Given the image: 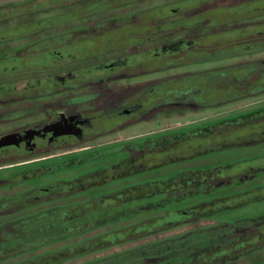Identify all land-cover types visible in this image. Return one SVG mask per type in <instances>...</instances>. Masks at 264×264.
I'll return each mask as SVG.
<instances>
[{
    "label": "flooded vegetation",
    "instance_id": "obj_1",
    "mask_svg": "<svg viewBox=\"0 0 264 264\" xmlns=\"http://www.w3.org/2000/svg\"><path fill=\"white\" fill-rule=\"evenodd\" d=\"M257 26L263 28L252 30ZM235 32L237 37H224ZM261 54L264 0L0 1V143L9 140L0 145V170L21 167L12 174H0V186L11 184L15 189L31 184L14 197L33 199L17 205L9 197L0 203L6 210L22 209L8 221L0 216V262L16 259L26 263L45 254L39 252L50 246L19 255L20 251L7 254L5 249L10 233H16V244L31 241L20 237V227L41 222L50 226L54 209L81 215L76 222L80 225L86 220L84 214L90 218L93 213H115L131 208L132 196L163 192V183L170 177L177 188L187 186L181 183L186 181L192 197L189 205L172 210L178 216L172 225L197 221L198 215L188 218L182 214L197 206L194 203L205 183L219 179L224 171L228 175L239 162L217 172L208 169L211 164L194 169L181 166L228 149L264 148L260 135L264 134V107L201 124L187 121L184 127L170 130L158 125L157 108L162 96L175 89L192 94L189 101L198 106L192 117L224 100L256 96L264 88L260 77H252L245 81L247 86L240 84L234 87L237 91H225L221 101H213V79L217 77L213 73L230 68L254 71L256 64L264 62ZM227 58L231 64H222ZM198 61L220 65L198 74L172 71ZM134 124L154 127L135 134L131 133ZM234 129L243 132L231 143L229 132ZM252 133L258 135L243 136ZM196 139L214 142L204 146L194 141L193 145ZM190 141L184 149L175 148ZM154 149L162 154L174 149L178 154L147 163L145 153ZM58 150L64 152L58 154ZM261 158L264 152L243 160L251 163ZM173 166L176 170L163 175L164 180L152 177ZM257 172L260 179L264 177V168ZM224 184L218 183L219 187ZM200 200L201 210L213 204ZM60 201L64 203L55 204ZM75 240L57 244L80 245L84 239ZM73 255L72 260L83 257L81 249ZM23 256L28 257L20 260Z\"/></svg>",
    "mask_w": 264,
    "mask_h": 264
},
{
    "label": "rangeland",
    "instance_id": "obj_2",
    "mask_svg": "<svg viewBox=\"0 0 264 264\" xmlns=\"http://www.w3.org/2000/svg\"><path fill=\"white\" fill-rule=\"evenodd\" d=\"M2 1V0H0ZM3 1H7V0H3ZM162 2H159L158 5H162ZM157 5V6H158ZM136 12H138V9H135ZM132 14V13H131ZM129 14V16L131 15ZM132 21L134 20V22L137 21V18H135V16L132 17ZM261 27V26H260ZM259 26L253 28L252 30L255 29H259ZM263 28V27H261ZM262 31V30H259ZM258 31V32H259ZM248 32V31H247ZM238 32L235 33H230L225 35V38H233V37H237ZM181 37V36H180ZM201 43H199L200 45ZM228 57V56H225ZM222 57V58H225ZM255 59H257V57H254ZM261 59H264V54L260 55ZM249 60V59H246ZM245 60V61H246ZM175 62V61H174ZM232 61H230L228 58L222 61V64L228 65L231 64ZM220 65V63H207V62H203V61H198L195 63H188L185 64L184 66H180V67H174L175 70H172L173 72L180 74V73H185V74H198L201 73L203 70L206 69L209 70L208 68H213ZM217 68V67H216ZM167 69H172V68H167ZM169 72H165L163 73V75H167ZM189 74V75H190ZM231 73H229L228 75H230ZM161 76V74H160ZM248 85V82H234L233 85H236V87L238 88L239 85ZM232 92V91H228ZM133 96H137L136 92H132ZM256 96L252 97V96H245V97H236L233 100H224L222 101V103L220 104H214L211 106V108L209 107V109L207 108H202L201 111H199L200 113L203 114H197V115H193V110H195V106L196 104L193 102L191 103V101H189V99L192 97V94L189 92H183L179 89H175L172 91H168L167 95H163L162 99H161V105L157 108L158 112H157V122L158 125H165V129L166 130H170V129H176V128H182L184 127L185 123L187 121H191V122H196L195 124H201L204 122H210V121H215L217 119L220 118H227V117H231V116H235V115H239L242 113H246V112H250L252 110H255L257 108L260 107H264V91H259L255 94ZM259 97V98H257ZM253 98V99H252ZM255 98V99H254ZM221 101V100H220ZM171 106V107H170ZM198 107V106H196ZM201 107V105H200ZM195 113V112H194ZM208 113V114H207ZM210 113V114H209ZM207 114V115H206ZM149 116V115H147ZM174 124H180L179 126H170V125H174ZM170 126V127H169ZM154 126H150V125H145V124H134L133 125V130L131 133H135V134H140L141 132L145 131V129H149V128H153ZM243 131L241 129H234L233 131L229 132V136H231L232 138H229V142H237L236 140L239 139L236 138V136L239 133H242ZM258 135V134H257ZM254 133H252L251 135L249 134H244V138H248L250 136H257ZM261 136H264V134H260ZM236 138V139H234ZM153 139V138H152ZM151 139V140H152ZM221 140V138H220ZM219 140V141H220ZM196 141L198 144L203 143L204 146L206 145V143L209 146H212L213 144V140L211 139L210 142L208 141H204V142H200L198 139L193 140V145L195 144ZM141 142V141H139ZM150 142V140H149ZM190 142H184V143H178L177 145H175V148H186V146L188 144H190ZM135 144L137 143H133L132 146H135ZM257 145H255V148L252 149H241V148H234L233 150H226L228 151V153H226V151H224L223 153L219 152V153H214L212 158L209 159H203V160H198L196 162L193 163H188L185 165H182V168H188V169H194V168H200L203 167L207 164H211L209 168H213L214 171H218L220 170L221 167H224L226 165H236L237 166H233L234 169L232 168V170H230L228 172V175H225L224 172L222 174L221 177H219V179H213L212 181H209L207 183H205L202 186V189L200 190V196L204 199V202H208V203H213L211 206L207 205V208L205 209H200V206L198 205L199 201H202L200 199H202L201 197L196 199V202L194 203L193 209L184 212L182 215L183 217H189V216H195L198 215L201 218H204L203 220H197V221H193L191 223H185V224H180L177 225L175 228L169 229L165 232H163L162 234H154L151 235L145 239H142L140 241H135V242H129L126 244H111L108 248H106L104 251L92 254V255H88L85 257H81L71 260L69 262H66L65 264H86L88 262H92L95 260H98L100 258H104L107 256H111L113 254H117V253H122L126 250H130V249H135V248H140L144 245H149L152 243H155L157 241L160 240H164V239H169L171 237H179V236H183V238H187L189 237V233L191 232H195L196 234H200V233H208L210 234V239L212 240L213 244H217L218 246L222 247L221 251L219 254H216L215 256H213L214 258L216 256H222L225 255L226 253H230L233 251V249H227L225 248L228 242H232L231 240V236L230 233L232 232V234H234V236H237L240 232L241 236H245L248 234H256L254 236H251L248 242H245V244H255V243H259L260 242V235L257 234V232L264 234V177L260 179L259 173L257 172V170H259L260 168H264V159H259L258 161H253V162H247L246 160H243L247 157H252L255 156L257 153H263L264 152V148H256ZM181 150V149H180ZM175 151V152H174ZM59 152V153H58ZM58 152H55L56 154H61L64 152V150L60 151L58 150ZM54 153V152H53ZM184 152L181 151L180 154H183ZM145 154H147L145 156V160L147 163H152L153 160L159 159L160 161H166L169 158L175 156V154H178L177 150L171 149L168 153L162 154L159 153V151H157V149H154L150 152H146ZM44 155L42 156H35V159L38 158H43ZM167 158V159H166ZM155 165V164H153ZM27 166V165H25ZM21 167H16V168H10V169H6V170H0V174L1 175H8L9 173L12 174V172L14 171V169H19ZM207 169V168H205ZM176 170V167H170L168 169L163 170L159 175H157V173H154L155 175H153L152 177H158V179L160 180H164L167 177H163V175L167 174V173H173V171ZM5 171V172H4ZM3 172V173H1ZM254 174L252 175L251 173ZM257 172V173H255ZM160 177V178H159ZM150 179H154V178H150ZM16 181L19 182V180L16 179ZM43 181V180H41ZM225 183L224 185H222L221 187H219L218 183L219 182ZM29 185H22L19 188H15L13 189L15 186L13 185H6V186H0V197L2 196V198H0V203L2 201H8V198L11 197L12 201H15V203L17 205H21V203L23 202H28L30 199L33 200L31 197H28L29 200H27V197L25 199L22 198H18L19 196H15V194H17L20 191H23L27 188H29ZM123 185V183H122ZM218 186V188L216 189V187ZM224 186V188H222ZM120 188V187H119ZM222 188V189H221ZM112 189H114L112 187ZM260 195V196H258ZM21 196V195H20ZM38 193H36L35 196H33V198L37 197ZM83 199V198H82ZM77 199H73V201H76ZM118 202H121L120 200ZM63 201L57 202L55 204H63ZM143 202H136L134 203V201L129 202V206H138L140 205L142 207ZM190 204V203H189ZM188 203L186 205H189ZM30 205V204H29ZM48 205H45L44 207H46ZM185 206V205H184ZM180 204L177 203L174 205L173 208H179ZM8 209L10 207H7ZM5 208H3L2 206H0V216L4 215L8 218H4L3 221H8L9 219H13L16 216H19L22 213V209L18 208V209H9L5 211L3 210ZM213 221V222H211ZM134 223H137V220H130L128 222H124L120 225V227H124V226H129V225H133ZM3 227H0V230H2ZM111 230H114V228H103L101 230H98L92 234L87 235L86 237L82 238V237H78V240H75V242H79L85 238H90L93 236H97L100 234H104L106 232H111ZM264 238V237H263ZM264 241V239H263ZM72 242H68V243H64V244H57V245H52L44 250H42L39 253H46L49 251H55L60 247H64L67 246V244H71ZM245 244H242L241 248L245 247ZM237 245L235 244L234 250L235 252L239 251L240 249H237ZM235 252H232V254H229V256H232ZM32 254V253H31ZM28 257V256H23L21 258H19L20 260ZM31 257V256H30ZM212 257V256H210ZM209 257V258H210ZM222 258H216V259H210L208 260V263H204V264H209L219 261ZM200 261V260H199ZM204 261V260H203ZM212 261V262H211ZM0 264H19L16 262V259H10V260H6V261H2L0 262ZM20 264H33V261L31 262H20ZM225 264H264V245H260L258 246L255 250H249L247 252H242L240 254H237L232 260L231 262H227Z\"/></svg>",
    "mask_w": 264,
    "mask_h": 264
},
{
    "label": "trees",
    "instance_id": "obj_3",
    "mask_svg": "<svg viewBox=\"0 0 264 264\" xmlns=\"http://www.w3.org/2000/svg\"><path fill=\"white\" fill-rule=\"evenodd\" d=\"M255 67V72L252 70H234L231 68L227 69V72L225 71L226 73L222 71L214 72L213 74H217V77L213 79V101L221 100L222 98L220 97L225 91H237L238 89H235L237 88L236 85H233L236 81L245 82L252 77H255V80H259L260 77V80L264 82V62H261L259 65L256 64ZM229 73L231 74L228 75ZM260 90L264 91L263 86ZM204 96L205 93L199 99L201 100ZM245 118L247 119L248 117ZM179 139L183 140V138ZM174 182V179L170 177L163 183V192L150 193L148 196L142 194L132 196L131 201H134V203L143 202L142 207L140 205H134L129 209H117L115 213L104 212L99 215L98 213H93L89 214L90 218H87L88 215L84 214L86 220L80 225L76 222L81 220V215L74 216L77 214H70L69 212L66 214V212L63 213L60 210L54 209L50 226L45 224V222H41V225L37 226L20 227L19 232H17L20 237L30 238L31 241L25 239L16 244L14 243L17 242L14 237L16 233H10V244L5 249V253L13 254L14 252L20 251L18 253L19 255L38 252L40 249L60 243L64 239L86 237L89 234L105 228L104 226L106 225H113L111 228H114V230H111V232L85 238L80 245L79 243L67 245L53 251V253H45L29 261H33V264H65L71 261L73 257H76L73 255V251L76 252L77 249H81V255L85 257L104 251L111 244H126L140 241L154 234H162L177 226L172 225L178 221L177 219H172L171 216L176 214L172 211L177 209L173 208L174 205L179 203L181 207L189 203L192 198L187 189L188 184L186 181H181L182 184L187 185L184 188H177ZM197 217L198 220L204 219L200 216ZM188 218H191V216ZM42 219L44 217H41L39 220ZM132 219L137 220V223L122 228L120 227L122 223ZM65 222H70V226L65 225ZM97 223L99 226H97ZM238 233L237 236H234L232 232L230 233L232 242H228L225 247L227 249H233L232 252H235L233 246L238 244L237 249L240 250L232 256H229V254H232L230 252L214 258L213 256L219 254L222 247L212 243L210 234L204 232L196 234L193 231L189 233L190 235L187 238H183V236L171 237L149 245H144L140 248L130 249L122 253L100 258L86 264H204L205 262L208 263V260L211 258L222 259L213 263L209 262V264H225L231 262L237 254L255 250L258 246L264 245L263 237L260 238V243L245 244L254 233L245 236H241L239 231ZM242 244H245L244 248H241ZM73 247L74 250L72 249Z\"/></svg>",
    "mask_w": 264,
    "mask_h": 264
},
{
    "label": "water",
    "instance_id": "obj_4",
    "mask_svg": "<svg viewBox=\"0 0 264 264\" xmlns=\"http://www.w3.org/2000/svg\"><path fill=\"white\" fill-rule=\"evenodd\" d=\"M7 143H9V140H6L4 142H1L0 145L2 146H5ZM3 148H0V151L2 150ZM172 216V219H177L178 216H176L175 214L174 215H171Z\"/></svg>",
    "mask_w": 264,
    "mask_h": 264
}]
</instances>
